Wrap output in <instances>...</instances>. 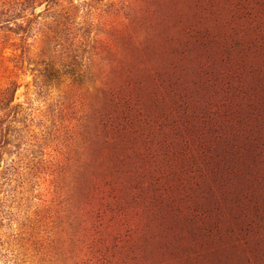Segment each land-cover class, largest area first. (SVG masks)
Wrapping results in <instances>:
<instances>
[{
  "label": "rangeland",
  "instance_id": "1",
  "mask_svg": "<svg viewBox=\"0 0 264 264\" xmlns=\"http://www.w3.org/2000/svg\"><path fill=\"white\" fill-rule=\"evenodd\" d=\"M0 264H264V0H0Z\"/></svg>",
  "mask_w": 264,
  "mask_h": 264
},
{
  "label": "trees",
  "instance_id": "2",
  "mask_svg": "<svg viewBox=\"0 0 264 264\" xmlns=\"http://www.w3.org/2000/svg\"><path fill=\"white\" fill-rule=\"evenodd\" d=\"M45 11L47 12V10H45ZM36 18H37V15H34L32 18H30V19L28 20L27 23L30 24V23L32 22V20H34V19H36ZM21 23H22V22H21ZM22 24H23V23H22ZM22 24H17V25H18L19 27L23 28V27H22ZM29 24H28V25H29Z\"/></svg>",
  "mask_w": 264,
  "mask_h": 264
}]
</instances>
